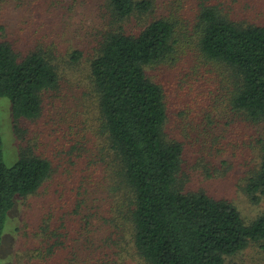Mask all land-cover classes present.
<instances>
[{
  "label": "trees",
  "instance_id": "16d2710c",
  "mask_svg": "<svg viewBox=\"0 0 264 264\" xmlns=\"http://www.w3.org/2000/svg\"><path fill=\"white\" fill-rule=\"evenodd\" d=\"M105 8L107 24L101 37L91 40L96 46L85 60L113 180L109 191L117 199L103 214L109 231L84 255L87 259L73 263L71 253L58 264H121L125 247L119 242L125 233L143 264H226L228 256L264 241V213L245 222L227 200L183 190V143L168 132L165 90L147 73L172 65L189 32L179 31L172 17L148 20L151 0H106ZM131 18L138 20L136 31L128 28ZM191 32L199 54L227 71L231 111L262 125L260 163L243 180L244 191L257 202L264 195V16H232L205 5ZM53 48L40 46L19 55L9 41L0 40V97L11 101L19 145L16 161L6 165L0 130V246L7 213L18 198L36 193L52 172L49 159L35 152L26 122L41 116L44 97L59 84L60 56ZM84 52L72 49L67 61L79 62ZM47 251V256H31V262L48 264L49 257L66 253L54 245Z\"/></svg>",
  "mask_w": 264,
  "mask_h": 264
},
{
  "label": "rangeland",
  "instance_id": "374dc122",
  "mask_svg": "<svg viewBox=\"0 0 264 264\" xmlns=\"http://www.w3.org/2000/svg\"><path fill=\"white\" fill-rule=\"evenodd\" d=\"M151 1L153 11L146 16L148 20L172 17L178 22L179 31H188L190 36L172 65H157L147 72L165 90L170 114L168 132L183 143L186 181L182 188L202 190L215 199L227 200L238 208L245 222H250L264 213V195L255 202L243 189L245 176L261 160L262 125L231 111L227 71L199 54L191 30L202 6L217 5L232 16H264V0ZM105 2L0 1V40L9 41L19 55L40 46H52L60 56L57 88L44 97L41 116L26 122L35 152L49 159L52 172L36 193L18 198L7 213L0 264H33L30 257L47 256L52 245L66 253L64 258L49 257L48 264L66 261L71 253L73 263H81L109 231L103 214L117 197L114 199L109 191L113 180L106 166L104 137L97 130V99L85 60L91 47L96 46L91 40L100 38L107 24ZM137 22L131 18L127 22L129 30L136 31ZM72 49L85 51V57L69 63L67 54ZM12 124L11 101L2 96L1 147L8 166L16 161L19 152ZM124 235V241L119 242L125 247L121 264H143L128 233ZM226 264H264V241L252 242L241 252L228 256Z\"/></svg>",
  "mask_w": 264,
  "mask_h": 264
}]
</instances>
